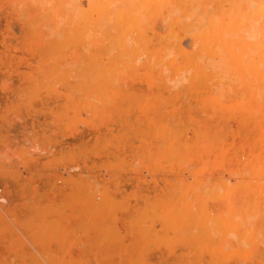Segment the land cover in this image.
I'll return each instance as SVG.
<instances>
[{"label": "rangeland", "instance_id": "1", "mask_svg": "<svg viewBox=\"0 0 264 264\" xmlns=\"http://www.w3.org/2000/svg\"><path fill=\"white\" fill-rule=\"evenodd\" d=\"M0 264H264V0H0Z\"/></svg>", "mask_w": 264, "mask_h": 264}]
</instances>
